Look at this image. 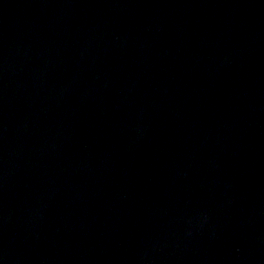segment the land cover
I'll return each instance as SVG.
<instances>
[{
    "label": "water",
    "instance_id": "1",
    "mask_svg": "<svg viewBox=\"0 0 264 264\" xmlns=\"http://www.w3.org/2000/svg\"><path fill=\"white\" fill-rule=\"evenodd\" d=\"M0 264H264V0H0Z\"/></svg>",
    "mask_w": 264,
    "mask_h": 264
}]
</instances>
